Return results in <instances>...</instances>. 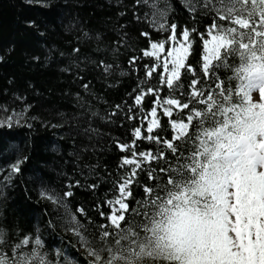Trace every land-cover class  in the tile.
<instances>
[{"label":"snow or ice","instance_id":"obj_1","mask_svg":"<svg viewBox=\"0 0 264 264\" xmlns=\"http://www.w3.org/2000/svg\"><path fill=\"white\" fill-rule=\"evenodd\" d=\"M141 5L152 11L140 13ZM184 6L180 21L169 0H134L132 20L117 23L114 41L83 31L69 52L60 51L71 58L82 92L97 100L103 97L94 82L110 88L116 59L127 54L121 75L135 73L137 83L101 117L124 129L108 145L117 163L102 171L85 164L87 173L69 175L61 194L40 192L64 209L60 219L83 261L46 246L39 228L17 226L0 227V264H264V0ZM130 25L137 26L134 38ZM81 39H95V52L113 59L84 52ZM89 64L98 72L93 79L83 74ZM76 97L84 107L85 96ZM26 111L0 119V127L35 119ZM83 131L89 140L99 134L91 122ZM27 160L8 163L5 179ZM77 189L95 199L73 210Z\"/></svg>","mask_w":264,"mask_h":264},{"label":"trees","instance_id":"obj_2","mask_svg":"<svg viewBox=\"0 0 264 264\" xmlns=\"http://www.w3.org/2000/svg\"><path fill=\"white\" fill-rule=\"evenodd\" d=\"M173 6L171 16L180 21L187 19L184 0H169ZM134 0H0V119L22 110L27 119L23 126L0 127V227H19L31 232L36 228L46 246L55 250L63 248L68 258L85 259L83 249L79 252L76 238L65 230V221L60 219L64 209L51 200L41 197V191L61 194L66 179L83 170L85 164L99 163L114 168L118 152L108 145L110 137L121 135L124 129L104 122L101 117L110 110V105L127 99V92L135 87V73H127V54L116 59L119 68L108 78L112 85L103 86L95 81L94 86L103 99L97 100L82 92L79 82L73 80L76 68L71 58L61 57L60 51H70L77 37L87 31L93 37L100 33L105 42L114 41L118 22L128 24L132 20ZM152 11L141 5L140 13ZM124 15H121V14ZM144 27H147L145 21ZM137 26L130 25L135 37ZM81 48L94 57L112 60L109 53H96L95 39H81ZM103 48V45H101ZM51 50V52H50ZM39 57V59H34ZM72 67V71L62 69ZM84 75L88 79L98 76L92 65ZM85 96L87 103L81 107L76 93ZM71 93V94H69ZM91 112L99 113L92 117ZM89 122L99 129V134L88 135L83 131ZM53 125H59L53 127ZM92 145L97 150H92ZM84 146H88L84 151ZM101 147L103 150H100ZM17 156H27L22 172L6 180L10 169L6 165ZM107 185H102L103 195ZM93 194L86 189H77L71 207L90 205ZM82 219V218H81ZM52 220L55 227L49 225Z\"/></svg>","mask_w":264,"mask_h":264}]
</instances>
